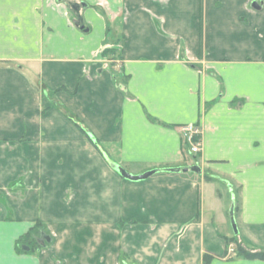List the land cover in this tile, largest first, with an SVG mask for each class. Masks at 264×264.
Here are the masks:
<instances>
[{"label":"crops","instance_id":"obj_1","mask_svg":"<svg viewBox=\"0 0 264 264\" xmlns=\"http://www.w3.org/2000/svg\"><path fill=\"white\" fill-rule=\"evenodd\" d=\"M232 236L264 250V0H0V264H264Z\"/></svg>","mask_w":264,"mask_h":264},{"label":"trees","instance_id":"obj_2","mask_svg":"<svg viewBox=\"0 0 264 264\" xmlns=\"http://www.w3.org/2000/svg\"><path fill=\"white\" fill-rule=\"evenodd\" d=\"M110 50H106L104 54L108 55ZM234 240V239H233ZM52 236L47 227L42 222H37L34 227L16 243V251L18 254H36L39 250L49 247L52 244ZM236 255L238 258L246 260L264 261V250H255L245 248L240 243L236 244ZM211 261L210 256L204 258L205 264Z\"/></svg>","mask_w":264,"mask_h":264},{"label":"water","instance_id":"obj_3","mask_svg":"<svg viewBox=\"0 0 264 264\" xmlns=\"http://www.w3.org/2000/svg\"><path fill=\"white\" fill-rule=\"evenodd\" d=\"M254 6L258 7L257 9H261V6L257 5L256 3H254ZM113 167L122 178L129 180V181H133V182L147 180L150 177L158 173H172V174L184 173L186 174V173L192 172L195 174H202V169L197 165L190 166V167L186 166V167H177V168L155 169V170L148 171L141 175H132L129 172H127L123 167L116 165V164ZM231 221H232L233 230L235 234L238 235V227H237L235 216H234V210H232L231 212Z\"/></svg>","mask_w":264,"mask_h":264},{"label":"built area","instance_id":"obj_4","mask_svg":"<svg viewBox=\"0 0 264 264\" xmlns=\"http://www.w3.org/2000/svg\"><path fill=\"white\" fill-rule=\"evenodd\" d=\"M181 133L183 140L190 146L189 152L193 155H197L202 149V131L200 127L195 124H189L181 127ZM230 252H234V249H230Z\"/></svg>","mask_w":264,"mask_h":264},{"label":"rangeland","instance_id":"obj_5","mask_svg":"<svg viewBox=\"0 0 264 264\" xmlns=\"http://www.w3.org/2000/svg\"><path fill=\"white\" fill-rule=\"evenodd\" d=\"M107 56H110V57H112V54H110V55H107ZM189 150H190V146L184 141V151H185V153H186V155H190V156H192L193 154H191L190 152H189ZM188 155V157H190ZM195 163H198V160H197V158H196V161H195ZM203 171V170H202ZM236 213H238L239 214V212H240V209H241V202H240V188L238 187V188H236ZM227 206H228V204H227ZM230 210H228V216H229V218H230ZM234 239V240H233ZM225 243H226V246H227V248H226V254H225V256L226 257H229V258H232V257H237V255H236V247H237V243H240L242 246H244L245 248H248L247 246H245L240 240H238V237H236V236H232L231 238L230 237H225ZM230 249H234V252H230ZM257 250V249H256ZM258 251V250H257Z\"/></svg>","mask_w":264,"mask_h":264}]
</instances>
